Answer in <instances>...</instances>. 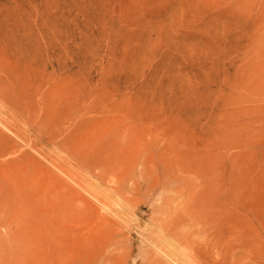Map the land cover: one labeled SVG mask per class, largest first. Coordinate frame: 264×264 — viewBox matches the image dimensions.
<instances>
[{"label": "rangeland", "instance_id": "374dc122", "mask_svg": "<svg viewBox=\"0 0 264 264\" xmlns=\"http://www.w3.org/2000/svg\"><path fill=\"white\" fill-rule=\"evenodd\" d=\"M0 58L28 61L45 83L51 74L56 83V125L0 116V135L9 142L0 169L22 153L30 158L18 175L0 170L2 264H70L77 254L67 245L78 224H42L43 196L53 194L41 189L51 171L92 199L63 168L77 164L72 147L109 142L120 151L95 170L126 184L132 214H114L125 264H142L145 236L175 194L160 186L168 168L184 179L169 187L196 183L195 198L181 210L210 194L208 220L194 226L191 240L210 254L181 264H264V0H0ZM72 125L86 128L70 131ZM133 181L139 186L131 189ZM43 235L49 250H42Z\"/></svg>", "mask_w": 264, "mask_h": 264}, {"label": "bare ground", "instance_id": "6f19581e", "mask_svg": "<svg viewBox=\"0 0 264 264\" xmlns=\"http://www.w3.org/2000/svg\"><path fill=\"white\" fill-rule=\"evenodd\" d=\"M46 83H48V84H46ZM46 83L40 78V76L37 74V72L32 69V67L28 61H22V62L21 61H7L6 59L0 58V116L5 112V114L8 115V117L11 121L16 122L17 124L22 123V125L24 123V125L26 124L27 126L28 125H56V99H55L56 83H55V77L53 74L50 75L49 81H47ZM2 109H3V111H2ZM97 120H98V118H97ZM92 124H93V122H92ZM95 124L93 126H95ZM73 126L74 125H72V128L70 131L83 128V126L85 127V125H75L74 127ZM100 127L102 128L103 124ZM133 128H135V125ZM129 129H131V128H129ZM135 129H137V126ZM134 132H135V130H134ZM23 134H24V132H23ZM89 134H91V133H89ZM44 137H46V136H44ZM68 138H69V136H67V135H64V137L62 138V142L64 144L67 143L68 144L67 146L71 145ZM123 138H124V136H123ZM135 139H137V136H135ZM52 141H50V142H52ZM76 143H78V142H76ZM129 143H131V142H129ZM104 144L105 143H103V145L100 147H94L93 149L90 148L88 151L82 150L81 152L78 151V150H80L79 148L77 149V148L71 146L72 147L71 148V154L72 155H70V156H73L75 158L77 164L74 167V165H71V163H70L67 167L65 165V168H63L65 174H67L66 173V171H67L68 177L71 178L73 180V182L77 183L79 187H81L82 189H86V190L90 189L91 190L90 194L93 196L94 199L86 197L85 194L83 195L71 183H67V180H65L62 176H60L59 174H56L54 172L52 173L51 171L50 172L48 171L49 173L47 174L49 177L48 183L46 184L44 189L40 188L41 191L43 190L42 192H45V193L49 192V188H51V190H52L51 194H53L52 196H49L48 195L49 193H47L43 196L41 193V195L43 196V203H44V209H45V211H43V213L41 215V220L43 222L42 224L49 223L50 221H52V223L56 222V226L57 225L59 226L60 223L64 222V220H67V221L71 220V221L75 222L76 225L78 224L77 232L75 231L74 237L70 238V241H68L69 243L67 245L71 251L73 250V252H75L77 254L75 257H73V260H71L70 264H107V263L120 264L121 262H122L121 264H125L126 256H125L124 247L121 246L120 243H118L119 240L117 238L119 236V234H121V232H122V224L120 223V221H118V219L116 218V216H114V214L121 217L120 214H122L123 212L126 213V216L130 215L132 213L130 212L128 205L126 203H124L125 198L123 197V193L126 190L125 189L126 184L123 182L124 180L120 181L117 178L114 179L110 175H106V174H103L101 172L99 173L95 170L96 168H98L100 166H104V164L106 162H107V164L110 163V161H112V159H113V155L116 153L118 154L120 151V150H118L119 148H117V147L115 148V147L111 146L112 147L111 148L109 146L110 142L107 143L108 146L104 145ZM123 145H125V144H123ZM8 147H9L8 140L5 137V135L3 133H1V135H0V154L7 153ZM22 147H23V145H22ZM129 147H130V145H129ZM129 147H128V150H129ZM131 158H133V157H131ZM4 160H5V157H4ZM27 160H30L29 155L22 153L21 157L19 159L16 157H13L12 159H9L8 161L6 160L7 162L1 166L0 170L2 172H4V174H6V175H11V174H12V176L18 175L20 167L22 166V164L25 165ZM120 161L123 162L124 160L120 159ZM24 165H23V167H24ZM121 165H123V164H121ZM121 168H123V167H121ZM77 169H78V171H76ZM127 171H128V169H127ZM113 173H115V172H113ZM1 176H2V173H1ZM115 176H116V174H115ZM30 177H31V175H30ZM164 178H165L164 182L162 184H160L162 192L164 191V193H169L170 191H172L175 194L170 195L169 197L167 196L166 199L164 198L166 201L162 205L163 216H158L156 218V220L154 221L153 227L151 229H149L148 233L145 236V239L143 242H146V243H145L143 250H142V257H141L142 258L141 259L142 264H181V262L184 261V259H186L187 256H192L191 258L195 257L197 259L201 258V257L207 259L208 254H210L209 248H203V250H201L199 247L193 246L191 244L192 243L191 240H192L193 233H195V231H196L194 226H196V227H199V225L202 226L203 223L206 224V222L208 220L210 212L209 213L207 212V210H208L207 203H208V205L210 203V199H209L210 194L206 193L205 199L201 194L197 196L198 200H199V198L201 199V201L205 200L206 203H202L203 205L199 204L196 208H194L193 210L190 209L189 211H188L187 207L185 209L181 210L185 206H188L187 203H188L189 199L192 200L193 198H195L194 192H195V188H196V183L193 185L192 184L193 182L188 181L180 189L178 187L177 188H172L171 186L169 187V185L174 183V182L180 183L181 181L182 182L184 181V179L180 181V177L176 176L174 171L169 170V168L167 171H165ZM28 179H29V176H28L27 180ZM39 179H40V177H39ZM199 179H200V177H199ZM44 181H45V179H44ZM44 181H42V183ZM7 182H10V181H7ZM7 182H5V183L7 184ZM52 183L53 184L56 183L59 186H62L63 188L56 191L55 190L56 188L52 186L53 185ZM211 183L212 182H210L209 184L211 185ZM218 183H220V182H218ZM131 184H132V185H130L131 189L135 188V187L137 188L139 186L134 181ZM37 187L39 188L40 186L38 185ZM199 187H200V185H199ZM6 188H7V186H6ZM227 188H228V186H227ZM4 189H5V187H4ZM33 189L35 190V188H33ZM176 189H178V190L175 191ZM20 192L22 193V191H20ZM36 193H34L35 196H36ZM28 196H27V198H28ZM185 196H187V197H186V199L183 200V198ZM71 198L78 199L80 201L76 206H73L71 204L72 201H70ZM6 199H8V197ZM15 199H18V198H15ZM129 201H130V199H129ZM16 202L17 201L15 200L13 203H16ZM8 205H10V204L8 203ZM15 205L17 208V204H15ZM60 205H61V208L59 207ZM15 210L17 211V209H15ZM34 210H36V209H34ZM233 214H234V212H233ZM235 214H236V212H235ZM157 215H159V214H157ZM230 217H231V215H230ZM246 218H248V217L246 216ZM16 219H18V217ZM21 220H20V222H21ZM129 220H131V219H129ZM245 220H247V219H245ZM17 223H18V221H17ZM66 223H68V222H66ZM256 223H257V221H256ZM251 224H252V222H251ZM24 225H25V223H24ZM212 225H214V224H212ZM47 226H49V225H47ZM211 226L209 228H211ZM54 227H55V225H54ZM258 228H259V226H258ZM260 228H261V226H260ZM30 230L31 229H29V231ZM74 230H75V228H74ZM10 233L12 234L13 232H10ZM27 234H28V232H27ZM238 235L239 234H237V236ZM258 236H261V235H258ZM1 237H2V235H1ZM25 237H27V236H25ZM40 237H42V236H40ZM43 237L44 238L42 241V243H43V246H42L43 249L42 250L43 251H45V249L49 250L50 247H49V245H47L48 241L46 238L48 236L43 235ZM63 237H62V239H63ZM125 237L127 238V236H125ZM213 237H214V233H213ZM244 237H246V236H244ZM238 238H239V236H238ZM62 239H61V241H62ZM230 240H231V238H230ZM239 240L240 239H238V241ZM54 241L55 240H53V242ZM125 241H129V240H125ZM38 242H40V241H38ZM183 244H186L187 246H183ZM245 244L247 245V242L241 241V247ZM14 245H13V247H14ZM20 245L22 246V244H20ZM53 248H54V246H53ZM9 250H10V248L7 251H9ZM27 251H28V249H27ZM54 251H56V250H54ZM24 252H25V250H24ZM126 252H128V251H126ZM4 253L6 255V252H4ZM11 254H12V252H11ZM124 258H125V260H124ZM7 259L9 260V258H7ZM11 260H13V259H11ZM194 260L197 261L196 259H194ZM194 260H192V261H194ZM0 261H2V260H0ZM262 261H264V260H262ZM30 262H31V260H30ZM37 262H39V261H37ZM216 262L217 261L214 260L213 264H218ZM13 263H14V261H13Z\"/></svg>", "mask_w": 264, "mask_h": 264}]
</instances>
